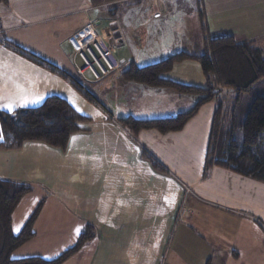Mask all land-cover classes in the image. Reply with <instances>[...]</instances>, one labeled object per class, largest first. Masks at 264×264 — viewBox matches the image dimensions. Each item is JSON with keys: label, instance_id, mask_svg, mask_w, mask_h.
I'll use <instances>...</instances> for the list:
<instances>
[{"label": "crops", "instance_id": "1", "mask_svg": "<svg viewBox=\"0 0 264 264\" xmlns=\"http://www.w3.org/2000/svg\"><path fill=\"white\" fill-rule=\"evenodd\" d=\"M198 1H190V10L183 8L187 18L177 17L182 9L175 13V0H127L103 7L89 0L0 3V111L33 109L59 97L89 120L79 125L65 150L39 142L0 150V180L32 188L13 214L15 235L40 208L35 237L14 259L56 260L89 226L94 238L63 264H264V183L219 167L206 173L217 101L204 104L178 132L142 130L134 137L118 122L167 119L194 109L192 96L149 89L119 73L131 64L146 67L180 53L203 55ZM152 5L160 9L159 19L153 18ZM129 9L132 17L126 15ZM201 9L211 36L264 40V0H202ZM87 18L100 32L113 30L114 58L124 67L100 82L78 76L81 61L69 44ZM190 22L196 24L183 27ZM164 37L156 61L140 65L144 46ZM163 78L188 87L208 84L192 60ZM126 105L132 110L125 111Z\"/></svg>", "mask_w": 264, "mask_h": 264}, {"label": "trees", "instance_id": "2", "mask_svg": "<svg viewBox=\"0 0 264 264\" xmlns=\"http://www.w3.org/2000/svg\"><path fill=\"white\" fill-rule=\"evenodd\" d=\"M5 1L0 0V3ZM89 1L94 7H103L127 0ZM198 2L200 25L205 35L203 55L180 53L146 67L131 64L122 73L123 79L127 82L149 89H166L183 96H192L197 99L194 109L189 113L167 119L140 121L128 118L118 122L134 137L142 130H156L162 134L178 132L204 104L217 101L218 108L206 161V173L214 167H219L264 183V97L255 99L239 126L236 123L232 125L228 123L229 126H226L227 120L222 113L219 100L223 89L237 94L248 93L258 83L264 81V46H258L256 41H237L226 34L211 36L205 14L201 9L202 0ZM187 60L196 61L200 65L208 83L206 88L183 86L163 78L165 74L172 72L177 64ZM70 82L91 102L100 106L98 100L87 92L81 83L74 79H70ZM88 121L59 97H50L43 105L33 109H20L11 114L0 111L1 137L3 138L0 150H18L28 142L44 143L65 150L72 135L79 132V125ZM236 128L243 133L241 143L234 140L233 131ZM147 159L157 170L164 171L154 160L148 157ZM31 191L30 186L0 180V264H63L94 238L91 227L88 226L73 249L56 260L13 258L17 250L35 237L33 225L40 208L18 235L14 234L12 225L15 210Z\"/></svg>", "mask_w": 264, "mask_h": 264}, {"label": "rangeland", "instance_id": "3", "mask_svg": "<svg viewBox=\"0 0 264 264\" xmlns=\"http://www.w3.org/2000/svg\"><path fill=\"white\" fill-rule=\"evenodd\" d=\"M175 1L176 2L179 1L178 2L179 5L175 8L176 9L175 13L178 11L177 9H182L178 13H176L177 17H180V18L181 17H186L184 15L186 13L183 14V8H184V10L185 9L190 10V1L191 0H175ZM141 4L144 5L143 2H141ZM198 6H200L199 2H198ZM149 8L151 9L153 18H154V12H158V11L160 12V9L158 7H153V5L150 6ZM132 11H133L132 9L126 10V15L129 14L128 16L132 17L133 16ZM88 21H90V22H92L94 24L95 30H96L98 36L102 40H103L104 37H107L108 40H110L109 38L112 37L111 41L113 40L112 43L114 44L115 36H114L113 30L111 28H109L106 31H102V32L98 31V27H97L96 23L90 18L86 19L85 25L80 31H82L85 28V26H86ZM195 24H196V22L195 23L194 22H190L188 25H183V27L192 28ZM167 32H168V30H165L163 34H166ZM165 40H166V38L164 37L157 44L153 43V44H151L149 46H147V44H146L144 46V50L142 52V57H141L142 61H145V62H139L140 65H142V64L146 65V63L156 61L155 59H156V57H158V52L157 51L159 50V52H161L164 49ZM256 43L260 47L264 46V40H261V41L256 42ZM148 49L150 50L149 53L147 52ZM148 57L149 58L153 57L152 58L153 60H150V61L146 62V59ZM77 66L79 67L80 65H76V68H77ZM120 69L123 70L124 67L121 68V66H120L118 71H121ZM118 71L112 72L109 76H112L115 73L117 74ZM122 73H123V71H122ZM122 73L120 72L119 75L120 74L122 75ZM77 74H78V72H77ZM109 76H107V77H109ZM79 77H81V76H79ZM87 77L89 78L88 79L89 81L84 80L82 77L81 78H82V80L84 82H87V83L88 82H92V80H90V78H91L90 75H87ZM107 77H105V78H107ZM105 78H103V79H105ZM219 97H220L219 100H220V106H221L222 113H223V115H225V118L227 120V122H225V124L227 123L226 126L227 125L229 126V124L232 125L233 123H236L239 126L240 122L245 118V116H246L247 112L249 111L250 107L253 105V102L255 101V99L258 98V97H264V81L258 83L252 89V91L248 92V93L237 94V93H234V92H232L230 90L223 89L221 91ZM131 106L132 105H129V106L126 105L123 109H125V111H130V110H132ZM127 113L128 112H126L125 114H127ZM130 113H132V112H130ZM235 119H236V121H235ZM238 126H237V128H238ZM237 128H236L235 131H233L234 140L239 142V143H241L242 140H243V133H242L241 130H238ZM186 193H188L187 194V196H188L190 194V191L187 190ZM163 264H165V263H163Z\"/></svg>", "mask_w": 264, "mask_h": 264}, {"label": "built area", "instance_id": "4", "mask_svg": "<svg viewBox=\"0 0 264 264\" xmlns=\"http://www.w3.org/2000/svg\"><path fill=\"white\" fill-rule=\"evenodd\" d=\"M161 13L154 12V18L159 19ZM104 37L103 40L98 36L95 26L88 21L85 28L69 39V44L81 61L77 66L78 75L84 80L89 81L90 75L92 82H99L116 72L120 64L114 58L115 45L111 39Z\"/></svg>", "mask_w": 264, "mask_h": 264}, {"label": "snow or ice", "instance_id": "5", "mask_svg": "<svg viewBox=\"0 0 264 264\" xmlns=\"http://www.w3.org/2000/svg\"><path fill=\"white\" fill-rule=\"evenodd\" d=\"M32 102H37V101H32ZM5 107H7V109L9 110V111H12L13 110V105H5ZM77 231H79V229H77Z\"/></svg>", "mask_w": 264, "mask_h": 264}]
</instances>
